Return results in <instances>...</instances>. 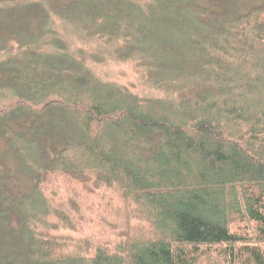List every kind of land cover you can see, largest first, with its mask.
<instances>
[{"label": "trees", "instance_id": "trees-1", "mask_svg": "<svg viewBox=\"0 0 264 264\" xmlns=\"http://www.w3.org/2000/svg\"><path fill=\"white\" fill-rule=\"evenodd\" d=\"M0 264H264V0H0Z\"/></svg>", "mask_w": 264, "mask_h": 264}, {"label": "rangeland", "instance_id": "rangeland-1", "mask_svg": "<svg viewBox=\"0 0 264 264\" xmlns=\"http://www.w3.org/2000/svg\"><path fill=\"white\" fill-rule=\"evenodd\" d=\"M35 218V217H34Z\"/></svg>", "mask_w": 264, "mask_h": 264}]
</instances>
